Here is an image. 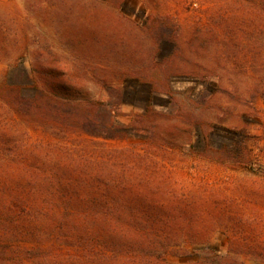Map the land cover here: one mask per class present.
<instances>
[{"label": "rangeland", "instance_id": "374dc122", "mask_svg": "<svg viewBox=\"0 0 264 264\" xmlns=\"http://www.w3.org/2000/svg\"><path fill=\"white\" fill-rule=\"evenodd\" d=\"M241 9L237 0H0V80L15 65L29 73L35 61H58L92 99L110 101L119 124L143 114L148 100L156 112L178 110L181 126L193 113L202 124L192 127L190 143L181 149H156L136 137L55 136L9 121L0 105V177L12 178L18 192L30 189L31 182L39 193L49 188L44 176L81 175L73 181L76 195L83 197L94 190L84 181L90 170L77 163L105 164L93 175L105 183L125 181L117 202L136 212L162 206L179 223L203 216L209 199L201 229L187 234L195 242L181 245L189 254L167 255L166 264H219L218 256L264 264L251 253L229 250L231 241L264 244V23L255 10L242 23ZM153 15L169 19L146 26ZM150 78L152 88L145 82ZM203 126L243 135L233 145L239 135L220 137L214 130L210 145H229L244 164L224 150L206 154ZM212 155L223 162H211ZM178 202L189 206L178 209ZM62 241L55 235L46 242L47 256L33 264H90L87 255L101 253ZM120 249L115 264H124Z\"/></svg>", "mask_w": 264, "mask_h": 264}, {"label": "trees", "instance_id": "16d2710c", "mask_svg": "<svg viewBox=\"0 0 264 264\" xmlns=\"http://www.w3.org/2000/svg\"><path fill=\"white\" fill-rule=\"evenodd\" d=\"M237 2L242 8L240 11L245 10V13L237 15L238 18H243L242 23L254 14V10L260 23H264V0ZM162 19L169 17L153 15L148 18L146 26H158ZM163 60L170 67L167 63L169 58ZM12 69V73L7 71L0 80V105L6 110L8 120L40 127L55 136L63 137L68 133H75L102 140L136 137L142 140L147 148L181 149L183 144L190 143L192 127L197 124L202 126L197 122L195 113L192 120L184 121L186 124L181 126L176 122L183 116L178 110L156 112L150 100L143 114L133 116L127 125L119 124L110 101L92 99L84 84L76 81L72 73L58 61H35L29 73L18 65ZM153 80L150 78L145 82L152 88ZM198 83L207 84L208 81L196 80L195 84ZM203 128L200 131L204 138L206 154L211 151L221 153L224 150L225 154L235 158L237 164H244L243 156L237 154V151H231L229 145H210V134L214 130L219 131L220 137L226 134L235 137L239 135L232 140L233 145L237 144V140L243 135L220 126L212 127L211 131L204 126ZM183 136H187L184 143L180 141ZM70 160L74 163L73 159ZM210 161L223 162L218 155H212ZM77 166L79 169L90 170L89 173H84V181L94 190L83 197L76 195L79 186L74 185L73 181H80L81 175L79 179L60 177L55 173L49 177L44 176L43 180L49 188L39 193L31 182L26 184L30 189L18 192L13 189L12 178L3 180V177H0V186L3 185L0 187V264H33L34 261L44 259L48 254L46 242L51 241L55 235L59 242L62 239V242L69 246L99 249L97 251L101 253H96L95 256L87 255L86 260L90 264H115L113 260L118 256L117 247L124 252L121 259L124 264H166L167 255L189 254V250L181 245L195 242L188 239L187 234L193 227L201 229L200 221L207 212L209 199L204 201L203 216L193 220L194 216H187L178 223V217L174 216L171 210L165 212L162 206L159 209L157 206V209H141L136 212L117 202L120 201L126 182L112 178L105 183L93 175L98 167L106 166L105 164L79 160ZM35 168L38 170L40 167ZM135 189L137 188L132 190ZM178 206L179 209L188 207L189 204L182 205L178 202ZM175 209L174 207L173 210ZM193 221L201 225H194ZM202 233L205 234L203 241L206 243L208 231ZM179 238L182 240L178 241ZM235 246H238V249ZM229 250L251 253L264 260V244L261 243L231 241ZM218 258L219 264H243L231 256Z\"/></svg>", "mask_w": 264, "mask_h": 264}]
</instances>
